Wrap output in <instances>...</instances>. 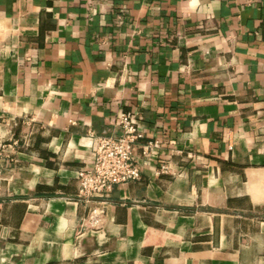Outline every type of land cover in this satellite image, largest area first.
I'll use <instances>...</instances> for the list:
<instances>
[{"label":"crops","instance_id":"crops-1","mask_svg":"<svg viewBox=\"0 0 264 264\" xmlns=\"http://www.w3.org/2000/svg\"><path fill=\"white\" fill-rule=\"evenodd\" d=\"M0 264H264V0H0Z\"/></svg>","mask_w":264,"mask_h":264},{"label":"built area","instance_id":"built-area-1","mask_svg":"<svg viewBox=\"0 0 264 264\" xmlns=\"http://www.w3.org/2000/svg\"><path fill=\"white\" fill-rule=\"evenodd\" d=\"M116 126L121 128L119 135H96V145L91 163L76 171L77 193L89 198L101 195L114 184L137 179L139 166L133 160L136 144L143 137L135 114L121 111L116 116ZM18 140H16V143ZM157 140H149L145 147L157 145ZM160 172L168 170V164L159 166Z\"/></svg>","mask_w":264,"mask_h":264}]
</instances>
